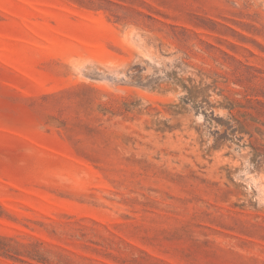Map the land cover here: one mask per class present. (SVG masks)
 Masks as SVG:
<instances>
[{
    "label": "rangeland",
    "instance_id": "374dc122",
    "mask_svg": "<svg viewBox=\"0 0 264 264\" xmlns=\"http://www.w3.org/2000/svg\"><path fill=\"white\" fill-rule=\"evenodd\" d=\"M0 264H264V0H0Z\"/></svg>",
    "mask_w": 264,
    "mask_h": 264
}]
</instances>
